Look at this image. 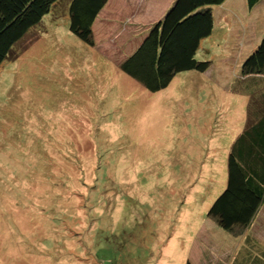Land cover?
Here are the masks:
<instances>
[{
  "label": "rangeland",
  "instance_id": "rangeland-1",
  "mask_svg": "<svg viewBox=\"0 0 264 264\" xmlns=\"http://www.w3.org/2000/svg\"><path fill=\"white\" fill-rule=\"evenodd\" d=\"M71 1L0 64V264H230L264 246V206L242 232L209 215L246 125L264 1L231 6L197 50L209 68L158 91L119 66L148 34L124 8L137 0H109L93 45L71 31Z\"/></svg>",
  "mask_w": 264,
  "mask_h": 264
},
{
  "label": "trees",
  "instance_id": "trees-1",
  "mask_svg": "<svg viewBox=\"0 0 264 264\" xmlns=\"http://www.w3.org/2000/svg\"><path fill=\"white\" fill-rule=\"evenodd\" d=\"M58 1L0 0V64L11 55L13 45L40 23ZM108 1L72 0L71 31L93 45L92 26ZM226 1L175 0L163 17L151 25L135 51L121 61L120 68L150 91L165 88L179 72L206 71L210 61L198 60L196 53L202 40L214 31L212 7ZM245 2L252 10L262 0ZM242 74L251 75L256 81L252 87L240 89L251 99L246 125L230 150L227 185L209 210L222 228L231 231L240 226L241 232L253 226L264 206V87L256 90L259 82H264V36L243 62ZM244 247L232 264H264V246L258 239H249Z\"/></svg>",
  "mask_w": 264,
  "mask_h": 264
},
{
  "label": "crops",
  "instance_id": "crops-1",
  "mask_svg": "<svg viewBox=\"0 0 264 264\" xmlns=\"http://www.w3.org/2000/svg\"><path fill=\"white\" fill-rule=\"evenodd\" d=\"M263 1L264 0H262V2ZM126 2L128 4L130 2V0H126ZM136 2H137L136 3L137 4L136 7H133L132 6L133 4H131V5L128 4V6H130V8L127 7L126 5H125L124 8H126L127 14H129V16L132 15L133 18L136 19L135 21L139 20L140 24L139 23H137V24L141 25L143 27V28L142 27L141 28L146 31L148 26H150L152 23H154L155 21H157V20H159V19H161L163 17V15L171 7V5L175 2V0H149V1H139V0H137ZM156 2L159 3L157 5L158 7H156ZM227 2H228V4H227ZM107 4L105 5V7L107 6ZM152 4H154V7H152ZM233 5L238 6L239 8H242V9H245L247 7L245 0H227L222 6H214V7H212V11H213V15H214V25H215L214 31H215V28L220 26L221 23H222L221 27H222V25H225L224 24L225 16L229 15L228 12H230V10H232V11L235 10V9H230V7L233 6ZM259 5H257V6H259ZM104 8L102 9L101 12H103ZM226 8H229V10H227ZM255 8H257V7H255ZM255 8L252 9V10L248 9V11L251 12V11L255 10ZM151 10H152V12H151ZM121 13H122V15H124L123 9H122ZM140 13H141L142 16H140ZM153 14H154V16H152L151 19L147 18L145 20L147 22H143L144 21L143 20L144 19L143 16H147V17L149 16L150 17ZM136 15H139V17H136ZM133 26H135V25H133ZM214 31H213L212 35L214 34ZM137 45H139V44H137ZM137 45H135V46L137 47ZM256 78H258V77H256ZM244 79L247 82H248V80H253L251 75L250 76H246ZM250 83H252V82H250ZM246 97L249 99V95H246ZM240 252H241V250H240ZM240 252L237 255H235L234 258L239 257L241 255ZM232 263L233 262H231L230 264H232Z\"/></svg>",
  "mask_w": 264,
  "mask_h": 264
},
{
  "label": "clouds",
  "instance_id": "clouds-1",
  "mask_svg": "<svg viewBox=\"0 0 264 264\" xmlns=\"http://www.w3.org/2000/svg\"><path fill=\"white\" fill-rule=\"evenodd\" d=\"M159 20H160V19H159ZM95 21H96V20H95ZM157 21H158V20H157ZM157 21H155V22H157ZM155 22H154V23H155ZM94 23H95V22H94ZM93 25H94V24H93ZM151 25H152V24H151ZM151 25H150V26H151ZM92 28H93V26H92ZM149 28H150V27H148L147 30H149ZM10 56H11V55H10ZM247 76H249V75H247Z\"/></svg>",
  "mask_w": 264,
  "mask_h": 264
}]
</instances>
